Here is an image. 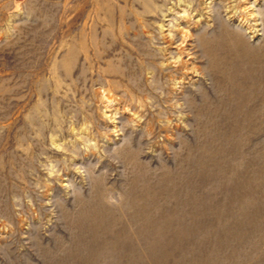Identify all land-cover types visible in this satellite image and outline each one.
I'll return each mask as SVG.
<instances>
[{
  "label": "rangeland",
  "instance_id": "1",
  "mask_svg": "<svg viewBox=\"0 0 264 264\" xmlns=\"http://www.w3.org/2000/svg\"><path fill=\"white\" fill-rule=\"evenodd\" d=\"M0 264H264V0H0Z\"/></svg>",
  "mask_w": 264,
  "mask_h": 264
}]
</instances>
